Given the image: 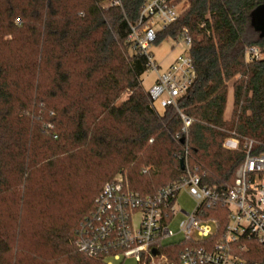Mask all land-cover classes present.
<instances>
[{
	"label": "trees",
	"instance_id": "16d2710c",
	"mask_svg": "<svg viewBox=\"0 0 264 264\" xmlns=\"http://www.w3.org/2000/svg\"><path fill=\"white\" fill-rule=\"evenodd\" d=\"M146 1L0 0V264H105L77 238L119 173L153 197L186 174L187 152L193 174L227 189L247 141L264 154V37L252 23L264 0H177L186 7L153 44L187 32L197 78L163 113L128 41ZM231 138L237 150L224 148Z\"/></svg>",
	"mask_w": 264,
	"mask_h": 264
},
{
	"label": "built area",
	"instance_id": "2783aa9c",
	"mask_svg": "<svg viewBox=\"0 0 264 264\" xmlns=\"http://www.w3.org/2000/svg\"><path fill=\"white\" fill-rule=\"evenodd\" d=\"M114 3L120 5L119 1ZM181 4L177 0H147L138 23L130 25L128 41L156 73L148 96L163 108H177L178 99L188 93L197 78L187 32L177 40L185 45L184 52L167 70L160 72L151 51L159 34L179 19ZM247 56L251 61L262 57L258 48L248 49ZM183 119L187 128L190 121ZM239 145L238 139L231 138L224 148L234 151ZM253 145V141L246 142L245 160L227 189L209 187L193 174L187 152L183 158L186 174L153 197L141 198L132 192L127 175L119 173L105 184L93 213L83 222L77 238L79 251L93 260L134 258L138 264H264V154L254 155ZM181 193L194 200L192 214L176 210ZM137 214L141 218L135 228ZM178 214L187 218L180 223L183 241L176 262L175 249L172 247L167 255L164 243L176 236L171 224Z\"/></svg>",
	"mask_w": 264,
	"mask_h": 264
},
{
	"label": "rangeland",
	"instance_id": "374dc122",
	"mask_svg": "<svg viewBox=\"0 0 264 264\" xmlns=\"http://www.w3.org/2000/svg\"><path fill=\"white\" fill-rule=\"evenodd\" d=\"M182 9L186 7V3L181 4ZM185 45L182 41L178 43L172 40L171 38L164 39L161 43L157 45H152V53L155 58L157 65L159 66L160 72L167 70L170 64H172L185 50ZM142 86L146 92H149L150 89L156 82V73L152 70H149L142 79ZM126 97H124L125 99ZM227 106L226 118H230L232 114V104H233V97L232 93L229 95V101ZM155 108L159 113H163L164 108L161 106L160 103L154 104ZM228 139L225 141V143ZM224 143V144H225ZM176 210L179 212L180 210H184L187 213H193L195 210V202L194 200L186 193H181L177 199ZM140 215L137 214L134 217V227L137 228L140 222ZM186 216L183 214H178L171 224V230L176 235L173 239H170L164 243V246L169 245H179L181 241H183L182 235L179 234L180 232V223L186 220ZM109 261L113 262V264H138L134 258H128L126 260L122 259L119 262L114 261L113 259H107L104 261L107 264Z\"/></svg>",
	"mask_w": 264,
	"mask_h": 264
},
{
	"label": "water",
	"instance_id": "95a60500",
	"mask_svg": "<svg viewBox=\"0 0 264 264\" xmlns=\"http://www.w3.org/2000/svg\"><path fill=\"white\" fill-rule=\"evenodd\" d=\"M253 27L257 32L264 37V4L257 7L252 14ZM180 167L182 170L185 169V162L183 159L180 160Z\"/></svg>",
	"mask_w": 264,
	"mask_h": 264
},
{
	"label": "crops",
	"instance_id": "0c3cea01",
	"mask_svg": "<svg viewBox=\"0 0 264 264\" xmlns=\"http://www.w3.org/2000/svg\"><path fill=\"white\" fill-rule=\"evenodd\" d=\"M170 65H171V64H170ZM170 65H169V66H170ZM169 66H168V67H169ZM231 112H232V111H231Z\"/></svg>",
	"mask_w": 264,
	"mask_h": 264
}]
</instances>
